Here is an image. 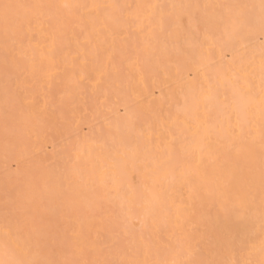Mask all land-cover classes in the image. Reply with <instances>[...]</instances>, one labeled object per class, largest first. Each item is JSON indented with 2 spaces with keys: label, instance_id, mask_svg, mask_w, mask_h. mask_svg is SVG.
I'll return each mask as SVG.
<instances>
[{
  "label": "bare ground",
  "instance_id": "6f19581e",
  "mask_svg": "<svg viewBox=\"0 0 264 264\" xmlns=\"http://www.w3.org/2000/svg\"><path fill=\"white\" fill-rule=\"evenodd\" d=\"M0 264H264V0H0Z\"/></svg>",
  "mask_w": 264,
  "mask_h": 264
},
{
  "label": "rangeland",
  "instance_id": "374dc122",
  "mask_svg": "<svg viewBox=\"0 0 264 264\" xmlns=\"http://www.w3.org/2000/svg\"><path fill=\"white\" fill-rule=\"evenodd\" d=\"M11 167H14L13 165Z\"/></svg>",
  "mask_w": 264,
  "mask_h": 264
}]
</instances>
